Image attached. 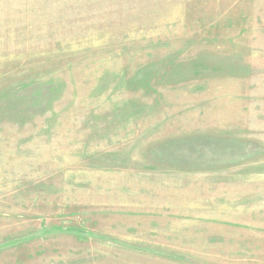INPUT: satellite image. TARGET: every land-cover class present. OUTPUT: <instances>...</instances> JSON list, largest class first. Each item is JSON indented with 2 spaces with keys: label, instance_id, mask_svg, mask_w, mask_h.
Returning <instances> with one entry per match:
<instances>
[{
  "label": "rangeland",
  "instance_id": "rangeland-1",
  "mask_svg": "<svg viewBox=\"0 0 264 264\" xmlns=\"http://www.w3.org/2000/svg\"><path fill=\"white\" fill-rule=\"evenodd\" d=\"M0 264H264V0H0Z\"/></svg>",
  "mask_w": 264,
  "mask_h": 264
}]
</instances>
